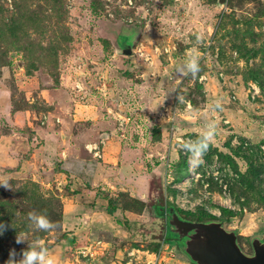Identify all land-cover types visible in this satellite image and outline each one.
<instances>
[{
  "label": "rangeland",
  "instance_id": "rangeland-1",
  "mask_svg": "<svg viewBox=\"0 0 264 264\" xmlns=\"http://www.w3.org/2000/svg\"><path fill=\"white\" fill-rule=\"evenodd\" d=\"M192 54L200 71L181 76ZM209 131L194 168L181 148ZM0 177V264L40 241L55 264H205L204 234L175 217L253 257L264 0H0ZM33 211L57 227L34 229Z\"/></svg>",
  "mask_w": 264,
  "mask_h": 264
},
{
  "label": "clouds",
  "instance_id": "clouds-1",
  "mask_svg": "<svg viewBox=\"0 0 264 264\" xmlns=\"http://www.w3.org/2000/svg\"><path fill=\"white\" fill-rule=\"evenodd\" d=\"M185 67L187 71H185ZM200 71L199 56L192 54L186 57L184 65L177 68V72L183 76L187 75V72H191L193 76H196ZM216 132L209 131L202 138H198L197 141L188 143L185 142L181 150L189 155V163L192 167H198L203 163V156L209 150L210 144L215 139ZM0 186L5 189H11L9 179L7 177H0ZM28 219L31 226L39 231L54 230L57 225L50 221L45 214H38L36 212H29ZM8 226L0 223V236L7 231ZM25 242V239L21 235H17L16 243L20 244ZM15 252L10 253V258L6 264H55V260L50 256L48 249L44 245L43 241L33 242L28 245L26 250L22 251V259L18 262L13 259Z\"/></svg>",
  "mask_w": 264,
  "mask_h": 264
},
{
  "label": "water",
  "instance_id": "water-1",
  "mask_svg": "<svg viewBox=\"0 0 264 264\" xmlns=\"http://www.w3.org/2000/svg\"><path fill=\"white\" fill-rule=\"evenodd\" d=\"M223 2V0H219ZM124 54H130L131 48L122 50ZM174 224L183 234L191 229H197L204 234V242L196 246V257L205 264H264V246L255 245L253 257L245 256L236 246L235 237L227 234L216 224H192L178 221L174 218Z\"/></svg>",
  "mask_w": 264,
  "mask_h": 264
},
{
  "label": "trees",
  "instance_id": "trees-1",
  "mask_svg": "<svg viewBox=\"0 0 264 264\" xmlns=\"http://www.w3.org/2000/svg\"><path fill=\"white\" fill-rule=\"evenodd\" d=\"M160 208L159 207H156L155 209H154V211H158ZM164 209L165 208H161V213H162V218H163V215H164ZM167 210V209H166Z\"/></svg>",
  "mask_w": 264,
  "mask_h": 264
},
{
  "label": "crops",
  "instance_id": "crops-1",
  "mask_svg": "<svg viewBox=\"0 0 264 264\" xmlns=\"http://www.w3.org/2000/svg\"><path fill=\"white\" fill-rule=\"evenodd\" d=\"M165 212H166V208H165ZM165 212H164V215H163V218H162L163 220H164V218H165V220H166V217H165L166 214H165ZM97 262H101V261L98 259Z\"/></svg>",
  "mask_w": 264,
  "mask_h": 264
},
{
  "label": "built area",
  "instance_id": "built-area-1",
  "mask_svg": "<svg viewBox=\"0 0 264 264\" xmlns=\"http://www.w3.org/2000/svg\"><path fill=\"white\" fill-rule=\"evenodd\" d=\"M94 149V148H91V150Z\"/></svg>",
  "mask_w": 264,
  "mask_h": 264
}]
</instances>
